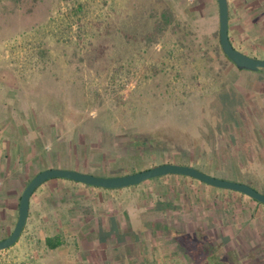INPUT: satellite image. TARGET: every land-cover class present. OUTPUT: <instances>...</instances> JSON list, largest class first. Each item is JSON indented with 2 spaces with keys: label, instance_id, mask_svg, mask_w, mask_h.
I'll use <instances>...</instances> for the list:
<instances>
[{
  "label": "rangeland",
  "instance_id": "374dc122",
  "mask_svg": "<svg viewBox=\"0 0 264 264\" xmlns=\"http://www.w3.org/2000/svg\"><path fill=\"white\" fill-rule=\"evenodd\" d=\"M200 5L204 16L191 18L184 0H0V101L10 106L13 99L7 95L19 91L23 106L29 89L42 96L44 156H52L54 164L116 176L172 162L237 179L264 194L260 131L246 129L255 118L245 112L238 81L225 76L231 61L218 41L217 1ZM251 72L264 80V68ZM163 180L156 177L115 191L120 192L118 199L133 202L137 209L134 224L126 227L142 232L147 226L138 223L139 217L160 216L165 223L169 218L177 226L183 223V244L202 235L218 246L220 256L236 264H264L263 220L233 231L218 219L224 202H216L215 219L207 217L206 209L201 216L180 213V205L163 214L167 188H151L169 184ZM152 201L161 203L154 214L149 211ZM1 212L0 239L17 219L13 214L4 219ZM45 229L56 232L53 225ZM27 231L0 250V264L55 263L51 253L36 254L25 244L21 234ZM67 233H62L65 238ZM145 234L131 247L136 250L131 257L118 262V253L110 251L111 257L87 262H196L173 239L169 254L161 245V252L150 250ZM68 262L76 264L74 258Z\"/></svg>",
  "mask_w": 264,
  "mask_h": 264
},
{
  "label": "crops",
  "instance_id": "0c3cea01",
  "mask_svg": "<svg viewBox=\"0 0 264 264\" xmlns=\"http://www.w3.org/2000/svg\"><path fill=\"white\" fill-rule=\"evenodd\" d=\"M202 2L203 0H184L187 15H191V18L204 16L200 5ZM227 4L228 37L232 45L247 55L264 59V0H227ZM242 40H246V43ZM252 73L254 72L251 70L238 69L230 62L225 76H231V81L234 78L238 81V84H234L245 102V112L255 118V122L248 127L246 125V129H259V144L263 146L260 150L264 156V123H259L264 121V80L256 79L257 74ZM7 98L13 99L12 104H8L10 106H4L0 101V211L4 219L12 214L17 215L20 195L37 172L49 167L80 170L67 164H54L52 156H44L41 95L37 96L34 89H29L25 92L23 106H20L22 100L19 91L16 95H7ZM43 161L46 163L43 164ZM165 177L162 176L163 182L168 181L169 184H156L151 187L167 188L166 192L169 194L163 198L165 205L161 207L163 214L180 205L183 208L178 212L183 211L186 214L191 211L192 216H201L206 209L207 217L215 219L216 202H224V211L218 219L221 223L226 221L232 225L233 231H241L242 227V230L247 229V222L252 225L253 222L259 223V219L263 220L261 224L264 225V204L245 194L214 187L188 176ZM137 185L127 188H135ZM189 188H195L194 192H190ZM120 189L126 188L105 189L63 178L46 180L29 198V211L22 229L28 231L23 232L21 237L25 238V244L30 248H35L36 254L41 252L54 255V264H69L68 258H74L76 264H89L87 260L90 258L102 255L111 257L110 251L118 253L120 262L121 257L125 259L135 254L136 250H131V247H137L144 232H147L145 238L149 242L150 250L161 252V245L162 251L169 254L170 240L173 239L178 244L176 237H180L181 233L187 235L186 231H181L183 223L177 226L169 218L165 223L161 221L163 217L154 215L139 217L140 222H137L147 227L142 232L138 230L135 233L126 225L134 224L131 219L137 209H134L133 202L117 198L116 195L120 192L115 191ZM160 204L152 201L149 206L150 213L154 214ZM32 212L35 213L34 218L31 217ZM51 225L56 232L47 233L45 228ZM69 225H73V229ZM112 225L115 227L113 231ZM65 229L69 231L66 238L62 234ZM47 239L57 243L56 247H48ZM178 247L182 248L179 244Z\"/></svg>",
  "mask_w": 264,
  "mask_h": 264
},
{
  "label": "water",
  "instance_id": "95a60500",
  "mask_svg": "<svg viewBox=\"0 0 264 264\" xmlns=\"http://www.w3.org/2000/svg\"><path fill=\"white\" fill-rule=\"evenodd\" d=\"M216 1L218 6V41L223 54L238 69L256 71L260 68H264V59L247 55L232 45L228 37L227 0ZM169 174L188 176L214 187L237 191L264 204V194L257 191L249 184L211 176L193 166L185 164L165 162L132 173L116 176H98L75 169L49 167L37 172L24 187L18 202L16 222L12 231L6 237L0 239V250L12 246L19 238L27 219L29 198L34 190L46 180L63 178L105 189H117L137 185L143 181Z\"/></svg>",
  "mask_w": 264,
  "mask_h": 264
},
{
  "label": "trees",
  "instance_id": "16d2710c",
  "mask_svg": "<svg viewBox=\"0 0 264 264\" xmlns=\"http://www.w3.org/2000/svg\"><path fill=\"white\" fill-rule=\"evenodd\" d=\"M199 236L200 238L198 239L194 238V240H192V243L188 242L187 245L183 244V242L185 241L186 234L181 233L180 237H176L178 244L182 246L185 253H187L186 251H189L188 254L190 255V257L193 256V258L196 259V262H194V264H224V263L229 264V262H231V264H236L233 258H229L228 256H227L228 258L220 256L218 246L213 244L211 239L204 238L202 235ZM181 237H183L184 239H180ZM56 245L57 243L55 244L51 241V239H47L48 247L54 248L56 247ZM186 247L188 250L186 249ZM200 255L204 257L207 256V259H204V257L203 258L199 257ZM210 256L214 258L213 261L208 260Z\"/></svg>",
  "mask_w": 264,
  "mask_h": 264
}]
</instances>
